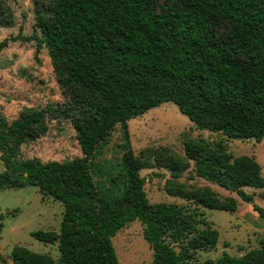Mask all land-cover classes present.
I'll return each instance as SVG.
<instances>
[{"label":"trees","instance_id":"16d2710c","mask_svg":"<svg viewBox=\"0 0 264 264\" xmlns=\"http://www.w3.org/2000/svg\"><path fill=\"white\" fill-rule=\"evenodd\" d=\"M7 1L0 0V27L13 23ZM32 2L39 35L24 40L46 48L64 101L23 110L11 123L0 111V160L6 169L0 187H37L63 212L58 231L31 234L55 246L59 258L16 246L12 264H119L112 238L127 221L142 225L153 253L150 264H197V252L216 247L218 231L196 209L235 213V198H221L207 186L186 191L172 183L167 192L194 209L146 199L140 172L153 165L149 157L133 154L127 121L166 102L196 130L222 136L213 144L183 141L196 177L236 194L264 220V208L243 190L264 189L261 166L254 157L228 152L224 141L264 138V0ZM7 43L0 42V53ZM46 117L69 120L80 157L45 164L17 158L20 145L46 134ZM117 126L124 141L121 178L108 175L96 183L93 161ZM171 172L179 176L178 168ZM204 264H264V237L239 257L224 254Z\"/></svg>","mask_w":264,"mask_h":264},{"label":"rangeland","instance_id":"374dc122","mask_svg":"<svg viewBox=\"0 0 264 264\" xmlns=\"http://www.w3.org/2000/svg\"><path fill=\"white\" fill-rule=\"evenodd\" d=\"M32 3V0H8L13 23L8 27H0V42L8 40L6 48L0 53V111L9 123L16 120L23 110H39L47 104L64 101L46 48L38 50L35 41L24 40L34 34L39 35L34 27L35 11ZM45 122L47 132L43 137L20 145L17 155L19 160L62 163L81 156L69 120L46 117ZM126 131L133 154L136 157H149L153 165V168L140 172L146 179L143 190L148 203L185 205L194 209L195 206L185 198L167 192L172 183L182 185L186 191L203 188L197 182L194 161L188 159L184 152L183 141L202 139L213 144L220 141L222 136L215 132L196 130L171 102L130 119ZM224 141L228 152L234 156L254 157L264 177V138L260 143L253 140ZM123 142L121 129L117 126L99 147L93 161L96 168L92 172L96 183H105L108 175L121 178L119 163ZM177 168L179 176L175 178L171 170ZM5 170L0 160V174ZM215 188L223 193L218 194L221 198L229 193L220 187ZM243 190L246 194L254 195V202L264 208V189L246 187ZM229 194L239 203L235 213L202 207L196 209L199 216L202 212L201 216L209 226L219 233L214 249L195 254L197 264H204L206 260L216 261L224 254L239 257L258 248L259 240L264 237V220L258 217L250 205L240 201L236 194ZM62 212L63 206L43 196L37 187H0V264H12L10 253L16 246L57 260L59 252L55 246L39 242L31 234L58 231ZM112 245L119 264H150L152 261L153 253L142 236L139 221L130 222L118 231L112 238Z\"/></svg>","mask_w":264,"mask_h":264},{"label":"crops","instance_id":"0c3cea01","mask_svg":"<svg viewBox=\"0 0 264 264\" xmlns=\"http://www.w3.org/2000/svg\"><path fill=\"white\" fill-rule=\"evenodd\" d=\"M197 180H198L197 182L200 183V186H202V187L207 186V187H209L213 192H215L216 194H223L221 191H218V189L215 188L216 185H214V184H212V183H209V182L203 180L202 178H197ZM217 187H218V186H217ZM224 197H232V194H229V193H228V195H224ZM238 207H239V205H238Z\"/></svg>","mask_w":264,"mask_h":264},{"label":"water","instance_id":"95a60500","mask_svg":"<svg viewBox=\"0 0 264 264\" xmlns=\"http://www.w3.org/2000/svg\"><path fill=\"white\" fill-rule=\"evenodd\" d=\"M129 223H130V222H129V221H127V222L125 223V226H126V225H128ZM175 250H176V253H178V252H179V249H178V248H176Z\"/></svg>","mask_w":264,"mask_h":264}]
</instances>
